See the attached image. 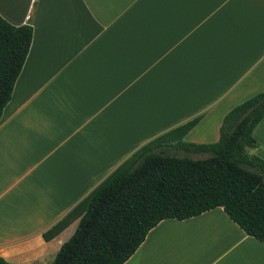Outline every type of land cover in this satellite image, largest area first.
Instances as JSON below:
<instances>
[{"label": "crops", "instance_id": "crops-1", "mask_svg": "<svg viewBox=\"0 0 264 264\" xmlns=\"http://www.w3.org/2000/svg\"><path fill=\"white\" fill-rule=\"evenodd\" d=\"M32 40L0 117V256L49 264L77 220L43 233L148 140L264 91V0H0ZM264 160V117L253 130ZM123 264H264V242L217 206L151 228Z\"/></svg>", "mask_w": 264, "mask_h": 264}, {"label": "trees", "instance_id": "trees-1", "mask_svg": "<svg viewBox=\"0 0 264 264\" xmlns=\"http://www.w3.org/2000/svg\"><path fill=\"white\" fill-rule=\"evenodd\" d=\"M31 40V23L0 15V117ZM263 117L264 91L225 114L215 142L183 140L198 117L145 142L43 233L52 238L77 220L49 264H123L161 220L217 206L264 242V160L249 151L258 147L253 130ZM0 264L12 263L0 256Z\"/></svg>", "mask_w": 264, "mask_h": 264}, {"label": "rangeland", "instance_id": "rangeland-1", "mask_svg": "<svg viewBox=\"0 0 264 264\" xmlns=\"http://www.w3.org/2000/svg\"><path fill=\"white\" fill-rule=\"evenodd\" d=\"M250 151V150H249ZM184 153L183 152H180L179 155H183ZM192 157H201L202 155L200 154H190Z\"/></svg>", "mask_w": 264, "mask_h": 264}, {"label": "water", "instance_id": "water-1", "mask_svg": "<svg viewBox=\"0 0 264 264\" xmlns=\"http://www.w3.org/2000/svg\"><path fill=\"white\" fill-rule=\"evenodd\" d=\"M28 23H30V21Z\"/></svg>", "mask_w": 264, "mask_h": 264}]
</instances>
